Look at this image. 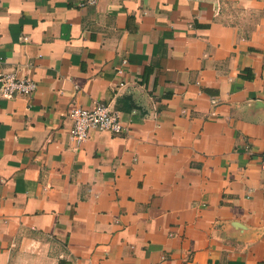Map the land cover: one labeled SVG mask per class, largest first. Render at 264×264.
<instances>
[{
  "label": "crops",
  "instance_id": "crops-1",
  "mask_svg": "<svg viewBox=\"0 0 264 264\" xmlns=\"http://www.w3.org/2000/svg\"><path fill=\"white\" fill-rule=\"evenodd\" d=\"M84 3L0 0V264H264V0Z\"/></svg>",
  "mask_w": 264,
  "mask_h": 264
},
{
  "label": "built area",
  "instance_id": "built-area-1",
  "mask_svg": "<svg viewBox=\"0 0 264 264\" xmlns=\"http://www.w3.org/2000/svg\"><path fill=\"white\" fill-rule=\"evenodd\" d=\"M101 0H85L84 5H97ZM1 92L6 98L15 96H30L35 92L37 84L30 80H18L13 75H1ZM73 121L71 136L78 146L86 142L91 130H99L113 135L128 132L120 112L112 110L107 105L98 104L93 109L75 107L70 112ZM264 174V157L262 162Z\"/></svg>",
  "mask_w": 264,
  "mask_h": 264
}]
</instances>
